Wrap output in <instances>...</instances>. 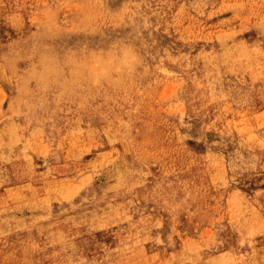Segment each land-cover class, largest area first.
I'll return each instance as SVG.
<instances>
[{"label":"rangeland","instance_id":"obj_1","mask_svg":"<svg viewBox=\"0 0 264 264\" xmlns=\"http://www.w3.org/2000/svg\"><path fill=\"white\" fill-rule=\"evenodd\" d=\"M222 261L264 264V0H0V264Z\"/></svg>","mask_w":264,"mask_h":264},{"label":"bare ground","instance_id":"obj_2","mask_svg":"<svg viewBox=\"0 0 264 264\" xmlns=\"http://www.w3.org/2000/svg\"><path fill=\"white\" fill-rule=\"evenodd\" d=\"M71 6H72V5H71ZM14 28H15V27H14ZM123 52H125V51H123ZM125 54H126V53H125ZM132 54H133V53H132ZM126 55H127V54H126ZM126 55H125V56H126ZM133 55H134V54H133ZM121 56H122V55H121ZM128 56H129V55H128ZM123 57H124V56H123ZM131 57H133V56H131ZM135 58H136V57H135ZM123 60H124V59H123ZM128 60H129V59H128ZM130 60H131V59H130ZM62 192H64V191H62ZM32 193H33V190H32ZM61 194H62V193H61ZM59 195H60V194H59ZM62 195H63V194H62ZM61 197H62V196H61ZM64 198H65V197H64ZM37 199H38V198H37ZM35 200H36V199H35ZM65 200H66V199H65ZM40 209H41V208H40ZM37 210H38V209H37ZM81 211H82V210H81ZM89 212H90V211H89ZM95 213H97V212H95ZM39 214H40V212H39ZM77 214H78V213H77ZM84 215H86V214H84ZM34 216H35V215H34ZM39 216H40V215H39ZM97 216H98V215H97ZM97 216H96V217H97ZM37 217H38V216H37ZM40 217H41V216H40ZM34 218H36V216H35ZM69 218H70V217H69ZM82 218H83V217H82ZM41 219H43V218H41ZM38 220H40V219L38 218ZM78 221H79V220H78ZM94 221H95V219H94ZM17 222H18V221H17ZM84 222H85V220H84ZM87 222H88V221H87ZM38 223H39V222H38ZM89 223H90V222H89ZM14 224H15V223H14ZM19 224H20V223H19ZM23 224H25V223H23ZM28 224H29V223H28ZM92 224H93V222H92ZM9 225H10V224H9ZM15 225H16V224H15ZM25 225H26V224H25ZM71 225H72V223H71ZM74 225H75V223H74ZM87 225H88V224H87ZM98 225H99V223H98ZM83 226H84V225H83ZM23 227H24V226H23ZM27 227H28V226H27ZM31 227H32V225H31ZM31 227H30V228H31ZM34 227H35V225H34ZM36 227H38V226H36ZM107 227H108V226H107ZM15 228H16V227H15ZM97 228H98V227H97ZM104 228H105V227H104ZM38 229H39V228H38ZM38 229H37V230H38ZM86 229H87V228H86ZM23 230H24V229H23ZM21 231H22V230H21ZM56 231H57V230H56ZM9 232H10V231H9ZM12 232H13V231H12ZM22 232H23V231H22ZM22 232H21V233H22ZM45 232H46V231H45ZM57 232H59V231H57ZM88 232H89V231H88ZM104 232H105V230H104ZM49 233L52 234L51 232H49ZM100 233H101V232H100ZM7 234H8V233H7ZM44 234H45V233H44ZM53 234H54V233H53ZM79 234H80V233H79ZM105 234H106V233H105ZM25 235H26V234H25ZM46 235H47V234H46ZM58 235L60 236V234H58ZM58 235H57V237H58ZM75 235H76V234H75ZM80 235H81V234H80ZM82 235H83V234H82ZM82 235H81V236H82ZM85 235H86V234H85ZM87 235H88V234H87ZM4 236H5V235H4ZM8 236H9V235H8ZM12 236H13V235H12ZM62 236H63V235H62ZM13 237H14V236H13ZM18 237H19V236H18ZM26 237H27V235H26ZM71 237H72V236H71ZM19 238H20V237H19ZM24 238H25V237H24ZM29 238H30V237H29ZM34 238H35V237H34ZM54 238H55V237H54ZM58 238H59V237H58ZM68 238H69V237H68ZM25 239H26V238H25ZM38 239H39V237H38ZM45 239H46V238H45ZM86 239H87V238H86ZM32 240H34V239L32 238ZM42 240H43V239H42ZM56 240H57V239H56ZM56 240H55V241H56ZM69 240H70V239H69ZM23 241H24V240H23ZM35 241H36V240H35ZM43 241H44V240H43ZM61 241H62V240H61ZM63 241H64V240H63ZM75 241H76V240H75ZM78 241H79V239H78ZM78 241H77V242H78ZM25 242H26V241H25ZM50 242H51V241H50ZM27 243H29V242H27ZM36 243H37V241H36ZM29 244H30V243H29ZM41 244H42V243H41ZM55 244H56V243H55ZM12 245H13V243H12ZM31 245H32V244H31ZM46 245H47V244H46ZM20 246H21V245H20ZM40 246H41V245H40ZM38 247H39V246H38ZM24 248H26V247H24ZM30 248H31V247H30ZM44 248H45V247H44ZM6 249H7V248H6ZM27 249H28V248H27ZM52 249H53V248H52ZM10 250H11V249H10ZM17 250H18V249H17ZM21 250H22V249H21ZM39 250H40V249H39ZM39 250H37V251H39ZM47 250H48V249H47ZM19 251H20V250H19ZM50 251H52V250H50ZM4 252H5V251H4ZM4 252H3V254H4ZM12 252H13V251H12ZM15 252H16V251H15ZM24 252H25V251H24ZM5 253H6V252H5ZM13 253H14V252H13ZM33 253H34V252H33ZM42 253H43V252H42ZM47 253L49 254V251H48ZM6 254H7V253H6ZM15 255H16V254H15ZM2 256H3V255H2ZM23 256H24V255H23ZM31 256H32V255H31ZM38 256H39V255H38ZM16 257H17V256H16ZM226 257H227V256H226ZM228 257H229V256H228ZM32 258H33V257H32ZM34 258H35V257H34ZM39 258H40V257H39ZM45 258H46V257H45ZM48 258H49V257H48ZM13 259H14V257H13ZM28 259H29V258H28ZM227 259H228V258H227ZM25 260H26V259H25ZM231 260H232V259H231ZM231 260H230V261H231ZM17 261H18V259H17ZM31 261H32V260H31ZM31 261H30V262H31ZM233 261H235V260H233ZM21 262H22V261H21ZM34 262H35V261H34ZM222 262H224V261H222ZM222 262H221V263H222ZM226 262H227V260H226ZM231 262H232V261H231ZM7 263H9V262H6V264H7ZM17 263H18V262H17ZM17 263H16V264H17ZM22 263H23V262H22ZM41 263H42V262H41ZM219 263H220V261H219ZM242 263H243V262H242ZM242 263H241V264H242ZM19 264H20V263H19ZM224 264H225V262H224ZM226 264H227V263H226ZM229 264H231V263H229ZM243 264H244V263H243Z\"/></svg>","mask_w":264,"mask_h":264}]
</instances>
